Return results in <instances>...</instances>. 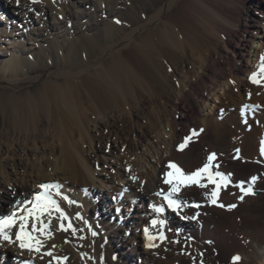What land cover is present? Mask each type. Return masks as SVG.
Returning <instances> with one entry per match:
<instances>
[{"label":"bare ground","instance_id":"1","mask_svg":"<svg viewBox=\"0 0 264 264\" xmlns=\"http://www.w3.org/2000/svg\"><path fill=\"white\" fill-rule=\"evenodd\" d=\"M17 2L0 0V214L56 184L78 232L61 231L53 213L40 253L0 239V264H264V86L249 79L264 57V0ZM213 152V170L232 181L218 204L236 207L211 204V184L186 186L184 207L152 226L169 163L191 172ZM252 176L255 195L241 201L237 184ZM96 181L118 202L95 194Z\"/></svg>","mask_w":264,"mask_h":264},{"label":"snow or ice","instance_id":"2","mask_svg":"<svg viewBox=\"0 0 264 264\" xmlns=\"http://www.w3.org/2000/svg\"><path fill=\"white\" fill-rule=\"evenodd\" d=\"M19 2V0H18ZM37 0H33V3H36ZM119 23V21H117ZM250 81L258 86H264V57H261V64L258 72H253L249 77ZM251 95V94H249ZM245 108L248 106L245 105ZM202 131V130H201ZM193 136L197 135L196 131L193 130ZM192 137H185L184 143L180 145V148L183 149L191 140ZM261 154L264 155V146L260 149ZM216 153L213 152L207 157V162L203 164L202 167L195 169L191 172H185L179 165L175 163H169L168 167L170 171L165 174L164 183L170 185V189L167 193L159 192L157 195L163 196L164 200L167 202L166 205L161 204L160 206L153 205V208L158 213H163L165 207L171 209L174 212H179L184 204L180 198H177L178 193L181 192V189L186 186L197 185L200 188H207L209 184L213 185L212 191L210 193V202L213 205L218 204V197L220 196L221 190L228 188L232 183L230 177L231 174H226L221 171H214V168H218V165H214L216 159ZM135 179V177H134ZM259 179L257 176H252L249 182L240 181L237 184V187L240 190L241 195L239 199L242 201L247 195H255L252 185ZM207 181V183H205ZM248 184L245 187V184ZM40 189L42 191H37L32 200H25L23 203L29 205L25 207L19 214L17 211H13L8 215H0V239L3 241H8L11 243L19 242L21 249H26L28 251H35L40 253L42 248H44V242L41 240V236L51 239L53 237V232L51 231V222L53 218V213H57L58 216L55 218L60 221L59 229L63 232L71 231L72 234H76L78 229L73 226L70 217L66 214L65 210L61 207V204L54 198V196L61 195L60 186L56 184H41ZM55 189V193L53 192ZM64 200L68 201L69 205L75 204L76 202L70 200L67 196L62 197ZM18 205L20 201L16 202ZM221 208H227L231 210L236 207L235 204L225 205L223 203L218 204ZM195 208H199V204L193 205ZM199 216V213L191 217L184 216V219L196 220ZM47 217V222L43 219ZM78 219H83L82 216L77 214ZM67 221V224H65ZM163 220H152V225L164 224ZM19 230L15 233V240L10 234L13 227L17 226ZM39 225V226H38ZM30 226V228H29ZM91 228V225H89ZM147 232V229L145 230ZM39 233L40 235H35ZM93 236L98 235L96 231L92 232ZM164 239L163 235L160 237ZM156 237L149 235L148 247L152 248L156 245L153 241ZM52 247H55L54 245ZM48 257H53L52 251H47L45 253ZM56 260L57 264H60L61 261H67V257H53ZM234 262L240 261V256H234ZM25 264H31V261H25ZM48 264H52V260H49Z\"/></svg>","mask_w":264,"mask_h":264},{"label":"rangeland","instance_id":"3","mask_svg":"<svg viewBox=\"0 0 264 264\" xmlns=\"http://www.w3.org/2000/svg\"><path fill=\"white\" fill-rule=\"evenodd\" d=\"M68 1H73V0H68ZM256 2H254V3H252L251 4V7L252 6H254V4H255ZM17 4H19L18 2H17ZM263 8V7H262ZM1 12V11H0ZM3 13L1 12L0 13V16L2 15ZM40 14V13H39ZM29 15V14H28ZM31 15H33L32 17H30L31 19H36V17H35V12H33ZM5 17H7L8 19H9V21L10 20H13L12 19V17L10 16V14L8 13V12H5V15H4ZM41 16V18H40V20L43 22V23H45V25H47V28H49L50 26H52V25H54V20L53 19H51L52 17H51V15L50 14H48V12L47 11H45L43 14H41L40 15ZM26 18V17H25ZM26 20H27V22H26V25H28L29 23H30V19L29 18H26ZM18 22V21H17ZM35 23H36V20H35ZM42 23V24H43ZM42 24H40V25H38V24H35L36 25V27H41V28H43V26H42ZM23 26V25H22ZM49 30H51L52 31V29H49ZM50 31V32H51ZM39 32H41V30H39ZM49 35H50V33H49ZM25 43H27V42H25ZM26 45V44H25ZM111 149H112V151L111 152H113V154L112 155H110V154H107V155H109L110 156V158H114V161H117L119 158L117 157V151H119V148L117 147V145L115 146V147H111ZM156 159H157V157L155 156L154 158H153V160L152 161H156ZM103 184V185H102ZM104 184H106V185H104ZM90 185H91V183H90ZM102 185V186H101ZM94 186L95 187H91L92 189L91 190H93V192L95 193V194H97V193H102V195L104 196L105 195V200H106V203H108V202H113L112 200H111V197L114 199V195H118L119 193H114V194H110V188H109V185L107 184V183H101V182H99V181H96L95 183H94ZM117 186H119V185H117ZM103 188V189H102ZM104 202V201H103ZM114 203V202H113ZM10 208V204H7V207H6V209L8 210ZM99 208H101V210L102 211H104L105 209H106V207H105V204H100V207ZM118 209L116 208V206H114L113 207V211L114 212H117L118 214L122 211V210H119V211H117ZM91 213L92 214H94V210L93 209H91ZM91 214V215H92ZM148 221V220H147ZM86 222H88L87 223V225H90V223H91V221L90 220H88L87 219V221ZM132 225V224H131ZM131 229H133V226H131ZM192 240V239H191ZM188 255H190V252L188 253ZM115 257V256H114ZM116 258V257H115ZM0 261H1V259H0ZM9 264H11V263H9Z\"/></svg>","mask_w":264,"mask_h":264}]
</instances>
